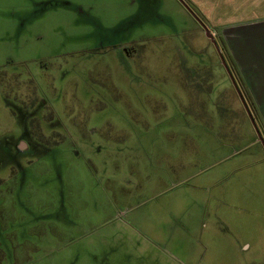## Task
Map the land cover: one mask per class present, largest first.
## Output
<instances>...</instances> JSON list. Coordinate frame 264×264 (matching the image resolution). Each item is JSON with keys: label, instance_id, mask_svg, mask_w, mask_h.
I'll return each mask as SVG.
<instances>
[{"label": "rangeland", "instance_id": "obj_1", "mask_svg": "<svg viewBox=\"0 0 264 264\" xmlns=\"http://www.w3.org/2000/svg\"><path fill=\"white\" fill-rule=\"evenodd\" d=\"M199 11L0 0V264H264V121Z\"/></svg>", "mask_w": 264, "mask_h": 264}, {"label": "crops", "instance_id": "obj_2", "mask_svg": "<svg viewBox=\"0 0 264 264\" xmlns=\"http://www.w3.org/2000/svg\"><path fill=\"white\" fill-rule=\"evenodd\" d=\"M187 1L193 2L208 25L219 29L239 70L240 86L264 121V0Z\"/></svg>", "mask_w": 264, "mask_h": 264}, {"label": "flooded vegetation", "instance_id": "obj_3", "mask_svg": "<svg viewBox=\"0 0 264 264\" xmlns=\"http://www.w3.org/2000/svg\"><path fill=\"white\" fill-rule=\"evenodd\" d=\"M208 26V25H207ZM209 30H210V27L208 26ZM215 38V37H214ZM23 90V89H22ZM25 91V90H23ZM23 91H20L21 93V102H22V105L20 107H18L19 111L21 113H24L27 108H30L31 106H28V102L30 101V97L29 95L27 94H24ZM8 105V107H10V104L9 103H6ZM31 127H32V132H34L37 128H38V125L36 123H33L31 124ZM15 147H16V150L17 152L19 153H24L25 151L28 150V145L26 144V141H24V139H19L16 143H15ZM22 148H26V149H22Z\"/></svg>", "mask_w": 264, "mask_h": 264}, {"label": "water", "instance_id": "obj_4", "mask_svg": "<svg viewBox=\"0 0 264 264\" xmlns=\"http://www.w3.org/2000/svg\"><path fill=\"white\" fill-rule=\"evenodd\" d=\"M193 14V13H192ZM200 24L202 25V27H203V29H204V31H205V33H206V36H207V38L209 39V40H211V42L213 43V44H215L216 45V43H215V38H214V36L211 34V31L209 30V28H208V26L206 25V24H203L202 22H200ZM217 46V45H216ZM219 53H220V51H219ZM220 56H221V54H220ZM221 58H222V56H221ZM223 65L226 67V64H225V62H223ZM227 68V67H226ZM227 70V69H226ZM235 84V83H234ZM235 86H236V84H235ZM237 88V87H236ZM260 141H262V139L260 138L259 139Z\"/></svg>", "mask_w": 264, "mask_h": 264}, {"label": "trees", "instance_id": "obj_5", "mask_svg": "<svg viewBox=\"0 0 264 264\" xmlns=\"http://www.w3.org/2000/svg\"><path fill=\"white\" fill-rule=\"evenodd\" d=\"M207 24V23H206ZM208 26H210V25H208ZM230 59V58H229ZM230 63H231V66H232V68L234 69V65H233V62L231 61V59H230V61H229ZM236 68V67H235Z\"/></svg>", "mask_w": 264, "mask_h": 264}, {"label": "built area", "instance_id": "obj_6", "mask_svg": "<svg viewBox=\"0 0 264 264\" xmlns=\"http://www.w3.org/2000/svg\"><path fill=\"white\" fill-rule=\"evenodd\" d=\"M210 31L213 32V33L215 32L214 29H211ZM215 33H216V32H215ZM215 33H214V34H215Z\"/></svg>", "mask_w": 264, "mask_h": 264}]
</instances>
